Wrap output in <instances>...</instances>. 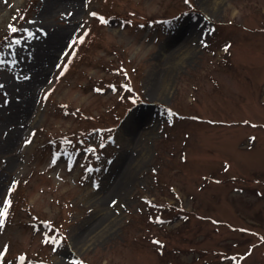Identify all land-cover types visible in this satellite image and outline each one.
Listing matches in <instances>:
<instances>
[{"label":"rangeland","instance_id":"obj_1","mask_svg":"<svg viewBox=\"0 0 264 264\" xmlns=\"http://www.w3.org/2000/svg\"><path fill=\"white\" fill-rule=\"evenodd\" d=\"M61 2L0 0V144L21 129L0 150V264H264V0ZM196 21L194 49L166 58ZM123 152L139 156L114 198Z\"/></svg>","mask_w":264,"mask_h":264},{"label":"bare ground","instance_id":"obj_2","mask_svg":"<svg viewBox=\"0 0 264 264\" xmlns=\"http://www.w3.org/2000/svg\"><path fill=\"white\" fill-rule=\"evenodd\" d=\"M206 1V0H205ZM62 5H72L73 8H76L78 6L79 0H62ZM186 27V28H185ZM200 27L201 25L198 23V21H196L195 23H191L183 26L181 28V31L183 30V28H185L181 33H177L175 35V37H173L172 42H174V44H172L171 46H168V48L166 49V53H165V57H171L170 59L173 61L182 59V58H186V56H188V54L194 49L193 47V43L194 41L199 38V31H200ZM64 33L61 34L60 37H57L56 35H54L52 38L49 36L43 44H47L48 46L44 49V51H42L38 57H39V61L34 68H33V74L31 76L30 82L28 85H31L30 88L32 90H34V88L39 85H41L43 83V77H44V73L47 71V67H48V63L52 60L53 56L56 54V47L58 45V43H60L62 37H63ZM57 37V38H56ZM170 51V53H169ZM37 57V58H38ZM44 61H48V63L45 65ZM167 70V69H166ZM164 73V72H163ZM162 76V80H165L166 72L164 74L161 75ZM20 117L19 120L20 122H27V119L24 117V115H20L18 116ZM11 120V118L9 117V121ZM8 122V119H1L0 120V131L2 129L3 126H5V124ZM21 131V129L19 127L14 128V131L10 132V135H12L9 140L4 141L2 144H0V150L3 151H10L12 150L15 145V136L19 134V132ZM139 156V154H138ZM138 156L136 157H126V154L123 152V154L120 157L121 160V169L119 171V178L116 175L115 178V186H114V198H117L120 196V192L124 189L125 184L127 183L130 175H131V170L133 169V167L136 165L137 160H138ZM109 219V216H105V217H101L95 221H93L88 227L84 228V230L79 233V234H75L74 236H72L71 240H70V246L72 248H76L79 247L81 244L84 243H88L90 240L86 239V237H88L89 235H92L97 228L101 227L102 224L105 223V221ZM105 227H103L100 231L96 232V234L94 233V236H97L102 230H104V228H106V226H108V222H106ZM86 236V237H85ZM58 262L60 264H65L64 259L59 257Z\"/></svg>","mask_w":264,"mask_h":264},{"label":"snow or ice","instance_id":"obj_3","mask_svg":"<svg viewBox=\"0 0 264 264\" xmlns=\"http://www.w3.org/2000/svg\"><path fill=\"white\" fill-rule=\"evenodd\" d=\"M185 2H188V0H185ZM90 15L95 17L97 14L95 12H92V13H90ZM100 22L101 23H106V21L104 20L103 17H100ZM29 23H34V22L29 21ZM17 31H19V29L17 27L12 26V25H9V32L10 33H16ZM28 35L29 36H33L35 34L34 33H28ZM85 35H87V32H85ZM77 42L83 43L84 42V38L83 37H79V38H75L74 37L73 41L69 45V48H72L73 45L75 43H77ZM13 43L19 45L20 44V40L19 39L14 40ZM74 54L75 53L73 52V55ZM65 55L67 56L68 53H65ZM4 63H5L4 60H0V65H2ZM57 67L59 68V67H61V65L58 64ZM63 68H64V70H66L67 65L65 64L63 66ZM63 74H64V72L61 71V75H63ZM0 88H3V85L2 84H0ZM97 91H100V90L98 89ZM45 98H47V95H46ZM168 114H169V116H171V112H169ZM25 143L26 144L31 143V140H27V141H25ZM101 146H103V145H101ZM92 151H94V149H92ZM53 163H55V161H53ZM13 187H14V185L8 189V193H11ZM2 202L5 205V207H4L3 210H0V229H3V227H4L5 223H6V220H7L8 216H9V212H8V207L7 206L11 204V201L8 200L7 198L3 199ZM113 203H115V202H113ZM49 228H50V225H49ZM37 230H39V229H37ZM60 242H61V240L58 239L56 236H51V237L45 236V239H44V243H52V244H54L56 246H58L60 244ZM155 243H159V242H155ZM7 250H8V247H7V245H5L4 246V250L3 251H0V257H3L4 256V253ZM53 250H55V248ZM19 259L23 262L25 260V257L21 256ZM73 264H82V262H76V261H74Z\"/></svg>","mask_w":264,"mask_h":264}]
</instances>
